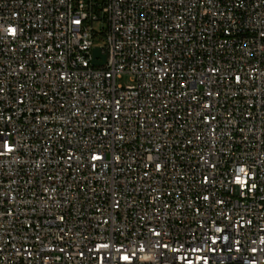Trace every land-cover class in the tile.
Wrapping results in <instances>:
<instances>
[{"label":"built area","instance_id":"2783aa9c","mask_svg":"<svg viewBox=\"0 0 264 264\" xmlns=\"http://www.w3.org/2000/svg\"><path fill=\"white\" fill-rule=\"evenodd\" d=\"M0 264H264V0H0Z\"/></svg>","mask_w":264,"mask_h":264},{"label":"rangeland","instance_id":"374dc122","mask_svg":"<svg viewBox=\"0 0 264 264\" xmlns=\"http://www.w3.org/2000/svg\"><path fill=\"white\" fill-rule=\"evenodd\" d=\"M107 27V24L105 21L100 20L95 23V29L99 33V35L95 39V45L98 47H104L106 45V38L103 34ZM119 83L127 84L130 83V78L129 76H124L122 79L118 80Z\"/></svg>","mask_w":264,"mask_h":264},{"label":"water","instance_id":"95a60500","mask_svg":"<svg viewBox=\"0 0 264 264\" xmlns=\"http://www.w3.org/2000/svg\"><path fill=\"white\" fill-rule=\"evenodd\" d=\"M94 57H95L94 64L98 65V66L103 65L107 59V56L105 54H102L101 48H95L94 49ZM98 58H101L102 61H98L97 60Z\"/></svg>","mask_w":264,"mask_h":264}]
</instances>
